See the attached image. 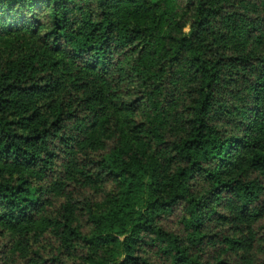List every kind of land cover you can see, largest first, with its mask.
<instances>
[{"label":"trees","instance_id":"obj_1","mask_svg":"<svg viewBox=\"0 0 264 264\" xmlns=\"http://www.w3.org/2000/svg\"><path fill=\"white\" fill-rule=\"evenodd\" d=\"M0 264H264V0H0Z\"/></svg>","mask_w":264,"mask_h":264}]
</instances>
